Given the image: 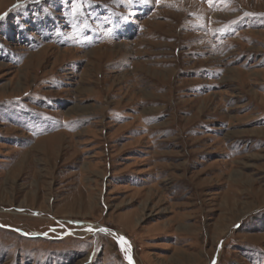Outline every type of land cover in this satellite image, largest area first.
<instances>
[{
    "label": "rangeland",
    "instance_id": "obj_1",
    "mask_svg": "<svg viewBox=\"0 0 264 264\" xmlns=\"http://www.w3.org/2000/svg\"><path fill=\"white\" fill-rule=\"evenodd\" d=\"M126 255L264 264V0H0V264Z\"/></svg>",
    "mask_w": 264,
    "mask_h": 264
},
{
    "label": "snow or ice",
    "instance_id": "obj_2",
    "mask_svg": "<svg viewBox=\"0 0 264 264\" xmlns=\"http://www.w3.org/2000/svg\"><path fill=\"white\" fill-rule=\"evenodd\" d=\"M118 242L121 244L122 251H126V249L124 248V245L127 244V242L123 239V237H120ZM129 247H130V246H129ZM125 258L128 259V260H129V264H131L130 256H127V255H126ZM213 264H215V262H213Z\"/></svg>",
    "mask_w": 264,
    "mask_h": 264
}]
</instances>
